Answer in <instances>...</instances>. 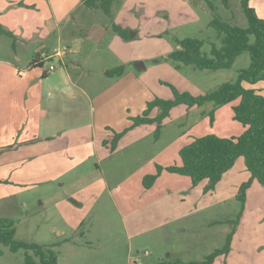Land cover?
Wrapping results in <instances>:
<instances>
[{
	"label": "rangeland",
	"instance_id": "rangeland-1",
	"mask_svg": "<svg viewBox=\"0 0 264 264\" xmlns=\"http://www.w3.org/2000/svg\"><path fill=\"white\" fill-rule=\"evenodd\" d=\"M209 1L212 7L207 0H194L190 2L191 8L189 5L179 7L177 5L174 12L167 14L168 16L164 13L143 15L134 12L135 21L130 24L131 26L112 23L113 18H110V15L102 9L95 10V14L91 13V19L94 20L95 16L97 20L91 22H96L104 28L102 38H97L100 39L97 45L94 42L91 45L86 42L81 51L82 55H86L97 47L92 51L95 54V61L91 63L96 75L94 78L87 76L85 83L90 81L92 85L100 86L103 90L108 89L120 78L105 77L97 72H100L102 63L108 67L117 65L116 60L109 55L125 58L126 71L121 77V84L133 91L130 97L132 102L130 109L134 106L130 111L132 117L141 113L138 110L140 104L147 107V103L156 98L172 99L174 97L172 87L180 92L199 95L216 90L226 81L237 80L239 70L251 64L248 51L238 56L231 68L219 70H201L194 65L174 62L168 58L172 51L180 47L177 40L186 37L206 40L202 50L210 55L212 45L208 40L217 41V31L209 26L215 16L232 25L241 27L249 25L241 0H230L228 7L221 0ZM249 5L264 18V0H250ZM115 25L125 30L128 38L122 37L114 29ZM72 32L64 38L63 45H70L75 49L73 38H85L88 29L73 26ZM4 40L5 48L2 49L5 51L7 43L11 40L6 36ZM71 54L68 53V56L72 58ZM137 62H143L145 69H138ZM55 63L60 70L62 66L57 60ZM140 85L143 87L142 90L139 89ZM245 85L252 87L249 84ZM113 94L110 93L109 97L104 95L103 99L108 108L101 117L98 112L99 103H93L97 109L98 126L101 120H104L106 126L111 124L113 127L118 121V112L110 111L111 103L114 101ZM188 107L186 104L173 107L165 119L161 132L162 140L159 143L152 141L156 138V122L142 125V129L136 130L147 132L149 128L148 139L152 154L179 137L189 141L187 143L189 144L195 137L229 129L227 123L220 124L225 117L222 116L218 120L215 119L214 113L211 115L215 109L214 103L208 102L193 109ZM154 110L153 114L161 112L159 107H155ZM226 116L233 118L230 114ZM106 126H103V130ZM127 139L129 140V137ZM138 147V142L127 143L121 153L122 156L120 152L113 156L109 154L110 158L104 161L108 171L116 169L107 172L111 176L110 185L115 196L106 194L99 202L92 204L96 198L86 204L68 194L78 192L73 189L90 180L81 185L71 181L69 188L52 187L51 191L43 188L27 189L19 194L13 192L8 197L0 199V217L15 220L17 240L45 245L57 251L58 264H155L160 260L176 258L184 261L202 260L215 249L223 247L230 234L231 250L229 254H222L224 256H220L215 264H264L262 184L257 183L259 186L257 188H260L258 191L251 185L247 192L246 204L242 208L236 197L238 190L233 196H229L231 188L234 187L232 178L233 176L245 178L239 185L250 178L242 176L243 170L236 165L234 171L237 174L227 176L220 189L215 188L206 192L204 189L208 183L201 187L199 197L210 200L214 198L216 202L207 208H200L192 222H172L154 231H147L150 223L146 218L153 220L155 211L145 208L153 194L149 195V191L143 185V176L139 173L141 169L139 164L142 162L136 154ZM245 170L248 174L247 169ZM4 184L6 183L2 186ZM123 196L129 211L122 204ZM222 197L224 199L219 202ZM126 201H129L131 208ZM134 232L140 234L134 235ZM27 252L33 255L32 250L20 249L13 252L9 246L0 244V264H26Z\"/></svg>",
	"mask_w": 264,
	"mask_h": 264
},
{
	"label": "crops",
	"instance_id": "crops-1",
	"mask_svg": "<svg viewBox=\"0 0 264 264\" xmlns=\"http://www.w3.org/2000/svg\"><path fill=\"white\" fill-rule=\"evenodd\" d=\"M192 1L194 0H115L109 17L113 18L112 23L131 26L130 24L135 21L134 12L143 15L164 13L168 16L167 14L174 12L177 5L178 7L189 5L191 8ZM95 10L99 8L88 7L85 0H0V24L5 30L13 33V36L0 33V148L2 149L0 199L8 197L13 192L19 194L27 189L41 188L51 191L52 187L69 188L71 181L81 185L88 180L90 181L73 189L78 192H68V194L84 203L97 198L92 204L99 202L106 194L115 196L111 190V176L107 172L116 169L108 171L104 161L110 158L109 154L112 156L117 152L121 154L127 143L139 144L136 154L142 162L139 164L141 168L139 173L143 178L147 174L156 173L158 165L167 167L181 163L179 151L189 141L179 137L152 154L148 139L149 128L147 132L136 130L142 129V125L153 123L141 124L130 129L119 140L114 151L105 145V139L112 135L113 131H122L132 124L130 111L134 106L130 109L132 103L130 97L133 91L121 84V77L124 74L114 85L105 90L100 86L92 85L90 81L85 83L87 76L94 78L96 75L91 63L95 61V54L92 51L97 47L86 55H82L81 51L86 42L90 45L94 42L97 45V41L102 38L104 28L96 22H91L97 20L95 16L94 20L91 19V13L95 14ZM73 26L88 29L85 38H73L75 49L70 45H63L68 33H73ZM4 36L11 40L7 43L5 51L2 49L5 48ZM57 51H60V55L42 62L37 60L43 52L53 55ZM68 53H72V58ZM109 56L116 60L117 65L108 67L102 63L100 72L97 73L111 78L107 75V71L121 65L125 66L127 60L113 54ZM56 60L62 68L58 70L57 67L54 71L48 72L51 64H57ZM139 66L141 70L145 69L142 64ZM251 86L264 95V81ZM142 88L140 85L139 89ZM110 93H114L110 111L118 112V121L113 127L110 126L111 124L106 126L104 120H101L98 126L97 109L93 103H99L98 112L101 117L108 108L103 97L104 95L109 97ZM239 102L240 99H236L214 109L215 119L225 117L220 124L227 123L229 128L214 134L231 137L238 136L246 130L247 126L234 119V106ZM194 107L200 106L188 107V109ZM145 109L146 106L140 104L139 115ZM154 109L150 113L151 117H156L158 114H153ZM229 114L234 120L226 116ZM103 126H106L104 130ZM161 140L162 135L152 141L159 143ZM241 158L242 156L224 174L216 189H220L221 183L227 176L232 177L233 173L237 174L234 171L236 165L243 170L242 176L251 177L248 170L246 174L244 157ZM123 160L126 162L125 159ZM232 180L234 187L231 188L229 196L235 194L245 178L233 176ZM3 183L6 184L2 186ZM207 183L208 180H203L194 186L189 176L163 170L154 185L149 189L146 188L149 195L151 193L153 195L145 208L155 211L153 220L146 218L150 223L146 230L154 231L172 222H192L200 208H207L216 202L214 198L210 200L199 197L201 187ZM257 183L258 181L255 180L252 187L258 191L260 188H257L259 187ZM223 199L222 197L218 201L221 202ZM121 200L129 211L124 203V196ZM126 204H130L129 201H126ZM182 228L186 229V227ZM220 256L224 255H219L212 264H215Z\"/></svg>",
	"mask_w": 264,
	"mask_h": 264
},
{
	"label": "trees",
	"instance_id": "trees-1",
	"mask_svg": "<svg viewBox=\"0 0 264 264\" xmlns=\"http://www.w3.org/2000/svg\"><path fill=\"white\" fill-rule=\"evenodd\" d=\"M114 1L85 0V4L90 8L102 9L111 15ZM221 1L227 7L230 4V0ZM249 1L241 0L249 22L247 27L232 25L218 16L210 21L209 26L217 31V41L208 40L212 45L210 55L202 50L206 40L192 37L178 39L180 47L168 55V58L174 62L194 65L201 70H219L231 68L238 56L244 51H248L251 56V64L249 67L239 70L237 80L226 81L216 90L199 95L180 92L172 87L174 92L172 99L156 98L149 101L141 115L130 118L132 124L129 127L122 131H113V134L105 139L104 143L111 151H114L119 140L130 129L154 122L157 123L155 134L158 138L170 111L180 104L201 107L212 102L217 108L240 99L239 104L234 106V119L247 126L246 130L238 136L231 137H221L216 134L195 137L191 143L180 149V164H172L167 167L158 165L156 173L144 176L143 185L145 188H151L162 171L167 170L189 176L194 186L203 180H208L204 189L207 192L216 188L224 174L235 165L241 156L244 157L246 168L251 174L250 179L240 185L236 194L242 208L246 204L247 192L252 183L256 180L264 186V95L259 90L245 85H254L264 81V18L256 13L255 9L249 5ZM207 2L212 7L211 2L209 0ZM21 4L23 5V3ZM114 29L122 37L128 38L126 31L120 26L115 25ZM0 33L13 36V33L5 30L1 24ZM124 72L125 66L121 65L107 71V75L120 77ZM155 107L161 108V112L156 117H151L150 113ZM213 113L214 110L211 115ZM15 234V220L0 217V244L9 246L13 252L20 249L32 250L33 255L28 252L26 254V264H58V253L52 247L17 240ZM231 241L232 234L228 236L223 247L215 249L202 260L184 261L176 258L160 260L155 264H212L219 255L230 252Z\"/></svg>",
	"mask_w": 264,
	"mask_h": 264
},
{
	"label": "built area",
	"instance_id": "built-area-1",
	"mask_svg": "<svg viewBox=\"0 0 264 264\" xmlns=\"http://www.w3.org/2000/svg\"><path fill=\"white\" fill-rule=\"evenodd\" d=\"M67 49V48H64V50ZM57 55H60V51H57L55 54L51 55V54H48V53H45L43 52L39 57H38V61H44V60H48L50 58H53L54 56H57ZM56 65L54 64H51L50 67H49V70L48 72H52L56 69Z\"/></svg>",
	"mask_w": 264,
	"mask_h": 264
},
{
	"label": "water",
	"instance_id": "water-1",
	"mask_svg": "<svg viewBox=\"0 0 264 264\" xmlns=\"http://www.w3.org/2000/svg\"><path fill=\"white\" fill-rule=\"evenodd\" d=\"M139 64H142L143 67H145L143 62H138V64H137L138 69H141V67L139 66Z\"/></svg>",
	"mask_w": 264,
	"mask_h": 264
}]
</instances>
